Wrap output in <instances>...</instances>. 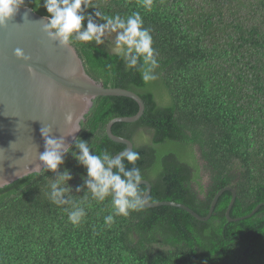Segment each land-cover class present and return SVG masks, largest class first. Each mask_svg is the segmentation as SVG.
I'll return each mask as SVG.
<instances>
[{"label":"trees","instance_id":"16d2710c","mask_svg":"<svg viewBox=\"0 0 264 264\" xmlns=\"http://www.w3.org/2000/svg\"><path fill=\"white\" fill-rule=\"evenodd\" d=\"M92 2L107 15L139 11L153 39L157 79L147 84L112 54L114 34L100 46L72 42L87 74L144 102L136 121L115 122L111 130L139 153L135 165H125L150 182L149 200L206 215L216 191L230 186L236 194L230 216L244 217L227 220L225 190L204 221L160 205L106 226L111 197L92 199L86 170L67 152L56 172L29 173L0 187V264H264V0H153L151 11L141 0ZM24 5L47 15L43 0ZM137 110L126 96L94 97L70 147L78 152L80 138L95 154L114 155L125 145L107 136L108 120ZM65 169L72 201L87 213L78 226L65 211L72 205H56L48 195Z\"/></svg>","mask_w":264,"mask_h":264},{"label":"water","instance_id":"95a60500","mask_svg":"<svg viewBox=\"0 0 264 264\" xmlns=\"http://www.w3.org/2000/svg\"><path fill=\"white\" fill-rule=\"evenodd\" d=\"M44 17L23 5L8 21L7 27L0 28V179L8 183L32 173L30 168L38 162L39 153L44 151V140L40 135L42 127L50 126V135L63 137L65 144L70 146L79 131L66 135L70 125L65 123V114L71 112L74 116H81L83 113L76 121V127L80 128V121L90 109L94 97L126 96L138 105L135 114L113 117L106 124L107 136L125 145L119 152L133 147V143L126 137L114 134L112 124L136 121L144 111V102L136 92L122 87H104L87 74L73 44L62 47L58 42L49 40L42 31V25L46 23ZM17 48L30 59L16 57L14 50ZM29 65L32 72H29ZM80 97H86L87 103ZM143 185L149 196L150 182L145 179ZM225 190L231 193L225 217L229 221L242 219L244 216H230L236 196L230 186L216 191L206 215L171 200L148 199L146 207L175 206L204 221L210 217L218 197ZM260 205L257 204L246 216L254 213Z\"/></svg>","mask_w":264,"mask_h":264},{"label":"clouds","instance_id":"9594fccd","mask_svg":"<svg viewBox=\"0 0 264 264\" xmlns=\"http://www.w3.org/2000/svg\"><path fill=\"white\" fill-rule=\"evenodd\" d=\"M142 7L151 11L153 0H141ZM25 4V0H0V28L7 27L8 21ZM43 7L47 15L42 31L47 38L58 42L62 47H69L73 41L94 43L95 46L105 44V40L114 34L111 40L112 54L122 58L129 68H137L144 83L157 79L158 67L157 53L152 47L153 39L150 30L144 27V21L139 11L130 15H107L98 10L92 0H43ZM93 9L89 12L88 9ZM102 21V22H98ZM14 55L25 60L30 59L24 52L17 48ZM33 69L29 65V72ZM87 103L86 97H80ZM71 112L65 114V123L70 125L66 135H72L80 130L76 121L82 117ZM51 127L44 126L40 135L44 140V151L39 153L38 162L30 168L37 175L45 171L56 172L64 162V154L72 155L86 170L84 187L91 194L92 199L103 202L106 197H111L112 212L104 217L106 226H111L116 216H128L130 211H138L146 206L150 199L141 185L145 183L141 170L138 167L128 168V164L135 165L140 158L139 153L132 147L113 155L107 150L95 154L84 139L75 140L73 151L65 144L63 137L50 135ZM72 179L71 173L65 169L60 172L49 184L48 193L52 203L56 205L71 204V210L65 209L68 221L73 226H78L86 216L85 208L72 201V188L68 180ZM143 182V183H142ZM8 183L0 179V187ZM76 191H81L77 186ZM87 200V193L84 197Z\"/></svg>","mask_w":264,"mask_h":264}]
</instances>
